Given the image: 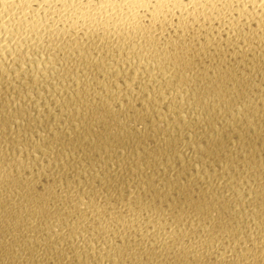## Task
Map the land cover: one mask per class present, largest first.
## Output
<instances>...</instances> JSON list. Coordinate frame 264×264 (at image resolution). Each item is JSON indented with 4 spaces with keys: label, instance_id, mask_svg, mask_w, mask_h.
<instances>
[{
    "label": "bare ground",
    "instance_id": "bare-ground-1",
    "mask_svg": "<svg viewBox=\"0 0 264 264\" xmlns=\"http://www.w3.org/2000/svg\"><path fill=\"white\" fill-rule=\"evenodd\" d=\"M0 264H264V0H0Z\"/></svg>",
    "mask_w": 264,
    "mask_h": 264
}]
</instances>
